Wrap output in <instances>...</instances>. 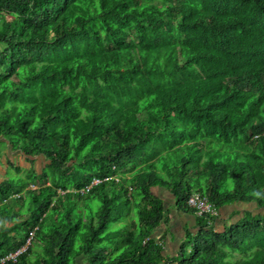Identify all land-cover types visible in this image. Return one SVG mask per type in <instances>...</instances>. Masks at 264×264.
Wrapping results in <instances>:
<instances>
[{
    "label": "trees",
    "instance_id": "16d2710c",
    "mask_svg": "<svg viewBox=\"0 0 264 264\" xmlns=\"http://www.w3.org/2000/svg\"><path fill=\"white\" fill-rule=\"evenodd\" d=\"M1 137L47 159L0 180L5 264H264V0H0ZM153 187L262 209L168 254Z\"/></svg>",
    "mask_w": 264,
    "mask_h": 264
},
{
    "label": "rangeland",
    "instance_id": "374dc122",
    "mask_svg": "<svg viewBox=\"0 0 264 264\" xmlns=\"http://www.w3.org/2000/svg\"><path fill=\"white\" fill-rule=\"evenodd\" d=\"M1 138L2 139L0 140V180H2L1 178H3L4 176H6L7 171H9L8 173H10L11 175H15L16 173L14 169L16 166L19 168L20 174H25L27 169L34 168L36 170H40L42 166L45 164V162L47 161L46 157L43 154H37V155H34L33 157H27L25 154L22 153L21 150L14 149L12 146V143L9 142L7 139H5L4 137H1ZM33 183H35L36 185L38 183H41V181L34 180ZM165 188L166 187L164 188L163 187L161 188L153 187V190L156 193H159V191H161L162 189L165 190ZM169 192L172 195V192L171 191ZM19 195H20V192H14L11 195V197H9L8 199H5V201H8L10 203V206L16 210L21 207V201L16 199ZM230 204H237L236 206L238 207H236L234 210H230L231 211L230 213L229 211L226 212L224 218L221 217L220 219H219V216L221 215V213H220V208H218V214L212 219V221H214V225L216 228L222 229L223 224L225 222L233 220L234 215H237V216L242 215L244 213V209L246 210L249 208L254 212L262 209L261 207H258L254 201L249 202V201L238 200V201L231 202ZM24 207H26V205H24ZM241 209H243V211H241ZM20 215L22 218H25L27 217L28 214L27 212H25ZM11 224L12 222L10 221L7 212L4 214H0V230L5 226H11ZM9 232L13 233V230H10ZM160 240H162V238ZM33 241H34V237L32 239V242ZM37 248H40V246H38ZM35 256H36L35 252L33 251L30 254V257L33 258ZM77 264H88L84 255L77 256Z\"/></svg>",
    "mask_w": 264,
    "mask_h": 264
},
{
    "label": "crops",
    "instance_id": "0c3cea01",
    "mask_svg": "<svg viewBox=\"0 0 264 264\" xmlns=\"http://www.w3.org/2000/svg\"><path fill=\"white\" fill-rule=\"evenodd\" d=\"M159 194H162L165 198V206L167 209V218L160 222L159 225L153 230V235L157 240L162 238V242L164 243V252L168 254H177L180 250L181 241L184 238L185 229L187 227H191V229L195 228V221L197 219V215L195 212H188L180 209L175 205V198L172 193L170 194L167 188L159 191ZM237 204L226 203L224 206L220 208L221 217L224 218L225 213L230 210H234ZM243 211V209H241ZM245 211V209H244ZM229 215V214H228ZM233 216V214H232ZM236 216V217H235ZM237 215H234L233 219H237ZM172 264H180L179 259H173Z\"/></svg>",
    "mask_w": 264,
    "mask_h": 264
},
{
    "label": "built area",
    "instance_id": "2783aa9c",
    "mask_svg": "<svg viewBox=\"0 0 264 264\" xmlns=\"http://www.w3.org/2000/svg\"><path fill=\"white\" fill-rule=\"evenodd\" d=\"M104 177H106V175ZM99 180V177H94L93 181L86 187H83L81 190H89L92 185L97 183V181ZM32 185L37 186V184L35 185V183H32ZM187 201L191 206L195 208L197 214L210 216H216L218 214V206L216 205V203L212 201L208 195L203 194L201 191L196 190L191 192L187 198ZM37 226L38 224L33 226V228L28 231V235L21 246L9 252L7 251L6 253L0 256V264H5L6 262L10 261L16 262L19 260L20 256L27 250L29 245L32 244V239L35 235V230Z\"/></svg>",
    "mask_w": 264,
    "mask_h": 264
},
{
    "label": "clouds",
    "instance_id": "9594fccd",
    "mask_svg": "<svg viewBox=\"0 0 264 264\" xmlns=\"http://www.w3.org/2000/svg\"><path fill=\"white\" fill-rule=\"evenodd\" d=\"M38 185V184H37ZM33 186V185H32Z\"/></svg>",
    "mask_w": 264,
    "mask_h": 264
}]
</instances>
